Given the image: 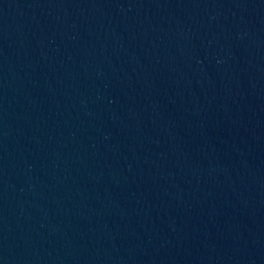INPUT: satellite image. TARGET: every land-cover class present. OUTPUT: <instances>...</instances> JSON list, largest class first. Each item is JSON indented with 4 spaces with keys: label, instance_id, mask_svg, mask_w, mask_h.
<instances>
[{
    "label": "water",
    "instance_id": "obj_1",
    "mask_svg": "<svg viewBox=\"0 0 264 264\" xmlns=\"http://www.w3.org/2000/svg\"><path fill=\"white\" fill-rule=\"evenodd\" d=\"M0 264H264V0H0Z\"/></svg>",
    "mask_w": 264,
    "mask_h": 264
}]
</instances>
